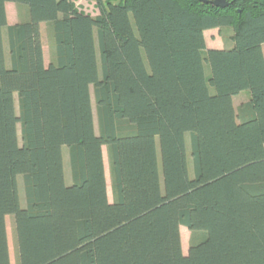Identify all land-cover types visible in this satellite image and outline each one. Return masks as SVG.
Masks as SVG:
<instances>
[{
  "label": "trees",
  "instance_id": "obj_1",
  "mask_svg": "<svg viewBox=\"0 0 264 264\" xmlns=\"http://www.w3.org/2000/svg\"><path fill=\"white\" fill-rule=\"evenodd\" d=\"M226 1L0 0V264L7 215L18 264H264V0Z\"/></svg>",
  "mask_w": 264,
  "mask_h": 264
},
{
  "label": "rangeland",
  "instance_id": "obj_2",
  "mask_svg": "<svg viewBox=\"0 0 264 264\" xmlns=\"http://www.w3.org/2000/svg\"><path fill=\"white\" fill-rule=\"evenodd\" d=\"M75 7L84 13H87L91 16H95L99 13L97 6L95 4V0H71ZM7 9L8 14V22L10 24H14V22L17 20V17H21L24 13H26L24 8H21V6L16 5L13 2H6L5 5ZM229 30V28H228ZM42 44L45 52V63L48 64L50 60H52V42H51V35L50 30L46 24H42ZM98 63H99V54H98ZM206 72L209 73L208 68L206 67ZM91 91V99H92V105L94 109V123L95 128L97 130V121H96V115H95V103L93 99V93H92V86L90 87ZM15 106L16 110L18 111V103H17V95H15ZM18 141L20 143V125L18 124ZM189 146V141H188ZM62 154H63V160H64V166H65V176L66 181H70L69 176V161H68V148L66 146L62 147ZM103 154H104V160L107 164V152L106 149L103 148ZM188 164L190 167H192V161L189 159ZM192 170V168H191ZM18 182H19V188H20V203L22 206H25V196L23 193V185H22V175L18 176ZM107 190H108V198L109 201L112 202V190H111V179L108 174L107 170ZM5 228H6V234H7V241H8V250H9V260L10 264H18V256H17V247H16V238H15V230H14V217L13 215H7L5 219ZM180 234H181V242L183 251L186 252L187 248L190 245L192 233L189 231L185 226H180Z\"/></svg>",
  "mask_w": 264,
  "mask_h": 264
},
{
  "label": "crops",
  "instance_id": "obj_3",
  "mask_svg": "<svg viewBox=\"0 0 264 264\" xmlns=\"http://www.w3.org/2000/svg\"><path fill=\"white\" fill-rule=\"evenodd\" d=\"M6 15H7V23L10 24L8 22V14H7V9H6ZM26 18V13H24L21 17H17V20L14 22V24L20 22L22 19ZM42 24L40 25L41 28V33H42ZM12 25V24H10ZM231 35V29L226 27V28H212V29H207L204 31V36H205V42H206V46L208 48H224V47H228L231 45L229 37ZM43 53H44V59H45V52H44V48H43ZM263 53H264V44H263ZM249 99V94L247 91H242L240 93H238L237 95H235L233 97V104L234 106L237 108L241 103L248 101ZM103 148L106 149L107 152V148L105 146L102 147V151ZM104 157V154H103ZM107 164L108 166L106 167V163L104 160V167H105V177H107V170H108V174L110 177V172H109V162H108V156H107ZM70 181H68L69 183Z\"/></svg>",
  "mask_w": 264,
  "mask_h": 264
},
{
  "label": "water",
  "instance_id": "obj_4",
  "mask_svg": "<svg viewBox=\"0 0 264 264\" xmlns=\"http://www.w3.org/2000/svg\"><path fill=\"white\" fill-rule=\"evenodd\" d=\"M199 1L204 3H210L219 7H225L228 5V2L226 0H199Z\"/></svg>",
  "mask_w": 264,
  "mask_h": 264
}]
</instances>
